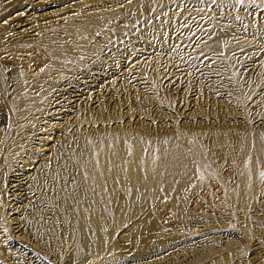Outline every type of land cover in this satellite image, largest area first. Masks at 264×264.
Masks as SVG:
<instances>
[{
  "label": "rangeland",
  "instance_id": "1",
  "mask_svg": "<svg viewBox=\"0 0 264 264\" xmlns=\"http://www.w3.org/2000/svg\"><path fill=\"white\" fill-rule=\"evenodd\" d=\"M131 1L3 0L2 5H8L9 2L5 8H14L5 16H0V25L9 21V29L1 44L15 40L25 42L7 53H0V84H4L8 90L12 88L10 69L13 62L26 68L33 76L42 71L35 64L40 66L44 56L39 49L26 42L43 36L39 32L44 28L64 23L71 17L76 20L82 13L119 12L122 20H117L110 27L112 38L108 42H101L98 35L93 36L88 45L98 53L88 57V61H85L87 67L76 70L54 88L48 100L46 99L44 113L35 117L32 113L17 119L5 104L8 99L4 103L0 96V140H4L6 148L18 145L19 140L25 141V149L23 148L20 158L11 165L14 170L3 173L5 179L0 185V242L4 243L6 240L10 247L15 246L14 250L17 251L11 253L26 256L24 258L30 261L29 264H264V165L260 166L259 189L249 208L256 217L252 222L254 228H261L263 232L259 234V238L249 240L239 228L243 226L242 222L248 221L241 218V209L227 195L226 190L223 192L224 183L231 186L236 181L235 167L229 161L223 160L217 148L214 151L216 154H213V164L211 163L216 170V176L204 181L195 193L188 192L186 188L181 196L175 197L187 202V222L176 225L174 210L172 213L171 210L157 209L156 217L166 227L156 232L145 231L147 228L141 225L142 219L135 218L134 228L127 225L121 230L118 248L113 254L100 253L94 256L87 253L82 259L75 261L68 252L70 246L67 245L70 244L67 237L70 236L71 228L67 223L63 235H60L63 225L60 224L56 227V234L48 237L53 248L47 249L38 246L31 238L21 236L20 230L14 227L13 220L8 221L17 211H21L20 203L25 194H32L34 199L43 195L41 200L47 209L46 197L54 191V186L60 187L59 178L53 184L47 183L39 189L40 194L28 186L33 169L48 161L53 146L61 157L63 181L69 183L70 177L76 173L72 167L71 155L78 147V136L83 134L104 136L112 131L126 134L140 131L150 141H157L161 135L173 133L182 141L184 134H191L199 138V142H206V147L211 145L210 139L214 138H210L211 136H215V139L219 136L222 119L218 107L222 89L220 78H223L221 57L216 51L200 50V47L221 32L220 2L181 0L174 4L173 0H148L152 6L151 14L139 26L133 24L127 30L116 34L115 29L122 28L123 20L130 19L133 15V11L127 7ZM56 76L57 73L44 74L43 81ZM43 83L36 81L41 89ZM78 106L94 109L96 112L89 118V122L71 124L66 121L64 124V119H73ZM100 108L102 109L99 112ZM100 114H105L106 121L95 119ZM260 117H264L261 112L258 115ZM1 144L0 141V146ZM63 183L59 189L68 193L75 192L70 185L66 187ZM54 213L50 210L45 215ZM256 221L259 223L256 224ZM156 235L158 241L171 244L164 247L153 259L146 258L147 255L135 256ZM133 252H136L135 255ZM3 253L0 252V256H4L5 261L0 260V264H11Z\"/></svg>",
  "mask_w": 264,
  "mask_h": 264
},
{
  "label": "bare ground",
  "instance_id": "2",
  "mask_svg": "<svg viewBox=\"0 0 264 264\" xmlns=\"http://www.w3.org/2000/svg\"><path fill=\"white\" fill-rule=\"evenodd\" d=\"M180 1L173 0V3ZM218 1L221 4L219 10L221 32L219 33V30L216 37L207 42L204 41L200 50L216 51L221 57L219 59L223 78H220L222 89L218 107L222 119L219 136L216 139L215 136H211L210 138L214 137L210 139L211 145L206 147L204 144L206 142H199L197 140L199 138L193 135L195 139L191 134H184L182 141H179L174 133L161 135L157 141L145 139L140 131L130 134L112 131L104 136L83 134L78 136V147H74L71 155L72 167L76 173L70 177L69 183L63 181L61 157L59 153H56L55 146H51L50 158L47 162H41L42 164L35 170L33 169L30 178L28 177L29 186L28 184L27 186L32 191H38L47 183L53 184L58 177L59 188L64 182L63 185L66 187L70 185L75 192L68 193L54 186L52 189L54 191H51L53 194L49 193L50 195L46 197L47 209L44 208L41 200L43 195L34 199L32 194H25L20 203L21 213L16 210L13 217L8 219V221L13 220L12 223H15L14 227L20 230L21 236L31 238L38 246L52 249L48 237L56 234L57 226L60 224H63L61 225L62 234H60L63 235L64 226L67 223L71 228L70 236L67 237L70 244L67 245V247L70 246L68 252L71 258L79 261L87 253L95 256L100 253L113 254L117 251L121 230L127 225L134 228L135 218L142 219V224L141 222L138 224L147 228L145 231L157 232L164 229L166 225H161L158 216L156 217L157 209L171 210L172 213L174 210L175 224L182 225L187 222L185 210L187 202L177 198L186 188L188 192L195 193L204 181L216 176V170L211 163L217 148L223 160L229 161L235 167L234 184L231 186L222 184L223 192L226 190L227 195L241 209V218L248 221L242 222L243 226L239 227L242 230L240 232L245 235V238L249 237V240L254 237L259 238V234L263 231L261 228H254L252 222L256 220V217L249 208L259 189L260 166L264 165V117L258 118L259 112L261 116L264 115V0ZM2 2L3 0H0L1 17L14 8V6L5 8L9 2L8 5L6 3L2 5ZM127 7L133 11V15L130 19L123 20L122 28L115 29L116 34L127 30L133 24L139 26L152 11L148 0H132ZM119 15V12L82 13L76 20L71 17L64 23L44 28L39 32L44 34L43 36L26 42L39 49L44 56L40 66L34 63L36 68L42 71L33 76L26 68L15 62L12 63L14 65H11L10 69L11 90H8L4 84H0V96L4 103L8 99L9 102L5 104L9 112L14 113L13 116L17 119L32 113L34 117L44 113L46 99L48 100L54 88L76 70L87 67L88 57L98 53L88 45L93 36L101 37L100 41L103 43L112 38L110 27L120 19ZM8 23L9 21L0 25V53H7L8 50L25 44L23 40L1 44L9 29ZM52 73H57V76L43 81L44 74ZM123 74L125 76V73ZM38 80L44 82L42 89L36 84ZM101 109L98 111L100 112ZM95 112L94 109L78 106L72 116L73 119L70 121L64 119L63 123L66 124V121L71 124L80 121L89 122V118L91 119ZM97 116L95 119L106 121L105 114L103 116L100 114L98 118ZM0 141L2 142L0 146L1 185L5 179L3 173L14 170L11 165L20 158L23 148L25 149V141L19 140L18 145L7 148L4 140ZM50 210L57 213V216H54L55 213L52 214L54 217L46 216L45 212L50 213ZM63 218H65L64 222ZM259 221H256V224ZM156 238H158L157 235L154 238L152 236V239L148 238L146 247L135 250L137 254L133 252L134 255H147L146 258L153 259L155 255L162 252L164 247L171 244L158 241ZM60 240L63 243L61 238ZM2 244L0 252H4L2 255L6 254L11 264H29L30 261L24 258L26 256L11 253L15 251V246L10 247L6 240ZM0 260H4V256Z\"/></svg>",
  "mask_w": 264,
  "mask_h": 264
}]
</instances>
